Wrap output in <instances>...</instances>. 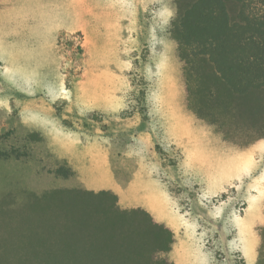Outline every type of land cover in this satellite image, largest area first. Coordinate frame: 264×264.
Masks as SVG:
<instances>
[{
  "label": "rangeland",
  "instance_id": "374dc122",
  "mask_svg": "<svg viewBox=\"0 0 264 264\" xmlns=\"http://www.w3.org/2000/svg\"><path fill=\"white\" fill-rule=\"evenodd\" d=\"M175 1L0 0L1 218L104 188L169 231L158 259L264 264V140L230 142L186 107Z\"/></svg>",
  "mask_w": 264,
  "mask_h": 264
},
{
  "label": "trees",
  "instance_id": "16d2710c",
  "mask_svg": "<svg viewBox=\"0 0 264 264\" xmlns=\"http://www.w3.org/2000/svg\"><path fill=\"white\" fill-rule=\"evenodd\" d=\"M249 3L176 0L169 27L186 107L240 145L264 140V18ZM2 211L0 264H170L152 255L169 231L110 191L33 194Z\"/></svg>",
  "mask_w": 264,
  "mask_h": 264
},
{
  "label": "crops",
  "instance_id": "0c3cea01",
  "mask_svg": "<svg viewBox=\"0 0 264 264\" xmlns=\"http://www.w3.org/2000/svg\"><path fill=\"white\" fill-rule=\"evenodd\" d=\"M170 22V21H169ZM93 191H111V190H106V189H104V188H99V190H93Z\"/></svg>",
  "mask_w": 264,
  "mask_h": 264
}]
</instances>
